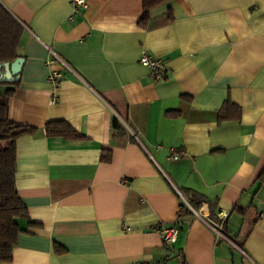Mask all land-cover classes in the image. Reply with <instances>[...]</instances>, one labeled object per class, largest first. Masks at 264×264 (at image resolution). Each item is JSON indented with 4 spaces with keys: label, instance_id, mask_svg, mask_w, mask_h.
Returning <instances> with one entry per match:
<instances>
[{
    "label": "crops",
    "instance_id": "0c3cea01",
    "mask_svg": "<svg viewBox=\"0 0 264 264\" xmlns=\"http://www.w3.org/2000/svg\"><path fill=\"white\" fill-rule=\"evenodd\" d=\"M70 1L0 0L24 28L8 119L33 129L15 140L31 223L1 264H264V0H169L144 27L141 0ZM56 120L84 138L46 135ZM158 226L178 229L172 251Z\"/></svg>",
    "mask_w": 264,
    "mask_h": 264
},
{
    "label": "trees",
    "instance_id": "16d2710c",
    "mask_svg": "<svg viewBox=\"0 0 264 264\" xmlns=\"http://www.w3.org/2000/svg\"><path fill=\"white\" fill-rule=\"evenodd\" d=\"M142 14L138 20L140 26H146L150 19V11L169 0H141ZM24 28L20 22L0 4V62L13 61L18 56V49L21 44ZM12 82H0V264L10 261L12 258V248L16 243L18 235L24 231L20 226L19 219H27L31 223L28 211L18 195L15 186L16 171V150L15 140L19 135L33 130L30 127L12 122L8 119V99L14 92ZM225 109L234 107L237 116L239 108L232 102L227 101ZM223 116L220 115V118ZM226 114L224 118H227ZM112 128L115 131L121 129V125L114 117ZM48 136L63 137L66 139H83L84 135L76 131L68 122L64 120L50 121L44 127ZM102 160L108 161L110 153L102 155ZM260 179L264 180V172L260 174ZM189 204L197 209L199 204L205 200L200 193L186 189L184 191ZM192 211L183 202L180 203L178 214L181 216ZM214 220L218 219L214 216ZM226 218L222 222V228Z\"/></svg>",
    "mask_w": 264,
    "mask_h": 264
},
{
    "label": "built area",
    "instance_id": "2783aa9c",
    "mask_svg": "<svg viewBox=\"0 0 264 264\" xmlns=\"http://www.w3.org/2000/svg\"><path fill=\"white\" fill-rule=\"evenodd\" d=\"M71 5L73 7L74 14L79 11L80 9H83L86 7L85 0H71ZM47 64L52 65L56 62H61L64 64L63 60L57 56L56 54L52 53V56L47 59ZM139 62L149 68V74L150 77L154 81L161 80L167 70V64L165 61H163L161 58L153 57L150 54H148L146 51H142L139 56ZM48 81L50 82L53 89H56L61 81V74L57 70H51ZM57 100V95L55 92L52 94L50 101L55 102ZM182 155H184L183 149H176L171 148L169 151L168 158L169 159H178ZM195 212V211H194ZM227 213L224 211H219L216 214V217L218 221L214 224H210V226L213 228V230L221 236V227L222 222L226 218ZM127 229V227H125ZM155 230L160 234L162 243L169 251H172L173 244L175 243L177 239V233L178 229L176 227H165V226H158L155 228Z\"/></svg>",
    "mask_w": 264,
    "mask_h": 264
},
{
    "label": "water",
    "instance_id": "95a60500",
    "mask_svg": "<svg viewBox=\"0 0 264 264\" xmlns=\"http://www.w3.org/2000/svg\"><path fill=\"white\" fill-rule=\"evenodd\" d=\"M24 58L17 56L13 61L0 62V82H15L18 80ZM190 207V205L185 201Z\"/></svg>",
    "mask_w": 264,
    "mask_h": 264
}]
</instances>
